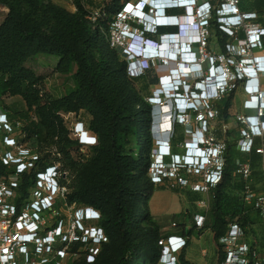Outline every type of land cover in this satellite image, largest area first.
<instances>
[{"label": "trees", "instance_id": "trees-1", "mask_svg": "<svg viewBox=\"0 0 264 264\" xmlns=\"http://www.w3.org/2000/svg\"><path fill=\"white\" fill-rule=\"evenodd\" d=\"M127 1L130 0L104 1L100 8L104 17L91 22L86 17L89 11L84 4L93 5L92 0H74L76 11L73 13L49 0H0V5L7 9L0 23V104L4 97L14 95L20 96L24 103V109L17 112L18 116L5 112L12 125L20 123L18 128L22 136L18 135L17 141L32 149H41L45 131L67 143L60 111H83L90 115L87 127L97 136L93 155L83 164L71 159L70 151H65L63 144L58 147V157H51L50 150L44 154L50 162L58 161L62 171L69 168L76 172L77 181L66 193V202L96 210L99 217L83 221V224L99 227L104 234V240L97 245L94 254L89 251L90 240L78 238L71 242L67 252L74 259L68 264H156L159 259L157 241L163 236L149 216L147 201L155 189L164 186L152 183L147 173L150 155L155 149L150 132L152 107L143 100L144 96H151L149 86L159 85L158 74L154 66H149L130 76L126 59L120 58L116 49L109 47L102 32H109L115 13ZM209 1L214 5V16L221 1ZM237 6L240 11L254 13L252 21L264 23V0H237ZM165 14L183 15L184 9L168 8ZM132 26L136 27V24L132 23ZM208 30L215 36L219 53L226 54L225 44L230 43L232 37L221 31L214 18L209 21ZM176 32V26L157 28L158 34ZM145 35L152 39L156 36ZM237 36L242 39L243 31L239 30ZM260 45L264 48V36L260 38ZM39 54L56 57V69L59 70H66L74 64L75 88L57 99L43 91L44 78L51 69L37 62ZM134 85H138L136 91ZM235 85L242 86L243 80L234 82L231 87ZM231 87L210 104L217 113L220 127L212 128V136L215 141L225 142L221 179L209 189L212 199L210 219L207 221L206 215L204 223L211 232L217 264L223 258L217 239L224 233L226 224L234 218L241 225L249 221L250 209L243 205L240 195L242 180L234 174L236 163L248 162L254 180L259 182L261 178L259 155L255 152L260 140L254 139L249 153H241L236 147L237 137L230 138L229 129L222 131V125L227 124L231 116L234 93ZM178 128L179 124L175 122L170 145L172 153L182 154L187 139ZM139 132L142 133L141 139H138ZM128 135L134 140L129 147L124 142ZM8 172L10 170L0 160V176ZM183 173L195 175L185 170ZM33 179L32 171L19 177L14 200L17 211L27 197ZM60 182L65 184L64 179ZM140 219L151 221L154 228L143 229ZM86 256L93 258L94 263L85 261ZM179 259L192 264L184 259L183 253ZM45 264H51V261Z\"/></svg>", "mask_w": 264, "mask_h": 264}, {"label": "built area", "instance_id": "built-area-1", "mask_svg": "<svg viewBox=\"0 0 264 264\" xmlns=\"http://www.w3.org/2000/svg\"><path fill=\"white\" fill-rule=\"evenodd\" d=\"M139 1L145 0L125 2L115 13V18L109 26L110 30L106 38L109 47L122 49L124 55L131 56L134 51V46H129L127 39L132 37L131 26L136 22L133 11L135 8L140 9L136 6ZM220 8L223 9L220 16L225 18L218 26L223 33L232 37L231 42L225 44L226 54L215 55L204 51L209 37V24L191 27L195 31V36L199 37L195 44L199 50L195 51V54L198 61L209 64L213 76L220 72L233 76L235 69L238 79L243 80L245 98L242 101V109L245 112L235 116L238 127L236 147L241 153H249L254 139L260 140L255 152L259 155V171L264 182V88L259 85V79L264 78V48L260 45L264 23L252 21L255 17L254 13L240 11L237 0H224L217 9ZM101 16L102 11L99 9L89 12L86 17L94 22ZM239 30L244 33L242 39L237 36ZM131 61L128 62L127 73L130 76L141 73L143 68L132 67ZM248 67L257 68L256 80L249 81L243 76ZM233 83L231 82L230 86ZM202 87L203 85H200L198 88L204 91ZM191 100L192 97L187 95L186 102ZM209 101L199 98L196 107L192 109L195 115L201 110L195 118L196 122L201 124L200 126L197 124L193 132H199L203 136L205 147L203 149L205 152L201 153L203 158L201 168L193 166L195 172L203 171L202 180L190 186L195 192H208L221 179L224 163L225 142L215 141L212 136V126L209 122L216 118L217 113L210 106ZM176 116L180 119L179 123L188 122L187 113L182 112ZM169 118L171 119L169 129L162 131H171V125L176 118L171 115ZM18 126H20L19 122L14 126L5 112L0 113V146L7 148L0 149V160L10 170L0 176V264H45L50 261L51 264H64L62 259L69 253L68 245L78 238L81 241L90 240L89 251L94 254L97 245L104 240V234L99 227L84 225L83 221L97 219L98 212L89 206L79 208L74 204H67L66 187L60 182L65 173L61 170L60 163L50 162L48 157L45 158L47 149H32L26 144L19 143L17 136L21 133ZM226 129H228L227 124H223L222 131L225 132ZM70 131L81 148H91L98 143L96 134L82 121L73 123ZM168 150L160 149L158 154L155 149L154 158L159 157V161L154 160L153 165L149 167L150 180L154 184H159L165 179H170L185 186L187 181L177 178L173 170L179 168L177 154L172 157L171 153L167 154ZM168 156L175 161H171L169 169L164 172V158ZM236 165L234 174L242 180L240 192L242 203L250 209V215L245 225H241L236 218L226 224L224 233L217 239L223 254L220 264H264V249L258 248L248 234L253 226V218L264 223V184L254 180L248 162H237ZM27 171L34 173L33 184L17 211L14 200L17 196L19 177ZM198 203L204 205L202 200ZM60 208L66 211L70 209V222H66L67 214ZM206 212L207 209H204L193 215L194 225L191 231L197 229L200 234L206 228L204 227ZM187 240L188 237L175 234L161 237L157 241L160 254L156 264H185L180 261L179 255L186 246ZM60 244H62L61 248L58 247Z\"/></svg>", "mask_w": 264, "mask_h": 264}, {"label": "rangeland", "instance_id": "rangeland-1", "mask_svg": "<svg viewBox=\"0 0 264 264\" xmlns=\"http://www.w3.org/2000/svg\"><path fill=\"white\" fill-rule=\"evenodd\" d=\"M54 4H57L67 11L73 13L76 11V8L74 6L73 1L74 0H49ZM93 5H89L87 3L84 4L85 9H87L89 12H94L99 10L102 7V4L106 0H92ZM132 2L135 0H131ZM7 13V9L0 5V23L4 19L5 15ZM195 13V12H194ZM104 17V16H102ZM135 23V22H134ZM110 30V29H109ZM131 30L136 31L135 26H131ZM104 32V40L106 41V38L108 36V32ZM137 32V31H136ZM209 41L206 42V45L204 47V51L206 53L220 55L219 49L216 46L215 42V36L213 32L209 31ZM158 40V37H157ZM196 52L199 50V48L196 47ZM118 55L120 58H125L128 62L133 60L132 56L130 55H124L122 53V49L118 48L116 49ZM250 55H248L249 58ZM37 62L45 67H48L51 69V71L45 76L44 82H43V91H45L47 94H49L52 98L57 99L65 94H67L69 91L73 90L76 86V81L74 78V71H75V65L70 64L66 70H59L56 69V63L57 58L54 56L39 54L36 56ZM207 63V62H204ZM218 63V62H217ZM171 66V65H169ZM158 65H154V69L156 73L158 74V81L159 77L161 76V72L158 71ZM168 67V65H167ZM166 67V68H167ZM171 68H173L171 66ZM164 69V68H163ZM159 83V82H158ZM159 85H151L149 86V91L152 94L155 92V89L158 88ZM234 90L233 98H232V106L230 108V117L227 121L228 131H230V138L235 139L238 136V130H237V123L235 121V116L237 114L244 113L245 111L241 108V102L243 98H245L243 94V87L235 85L234 87H231ZM138 89V85H134V90L136 91ZM143 95V94H142ZM141 96V95H139ZM148 105H149V97L144 96L143 99ZM212 101H209V104H211ZM151 108V106H150ZM162 108V107H161ZM21 109H24V103L20 96L14 95V96H7L4 97L2 100V103L0 104V113L6 112V113H16L21 111ZM198 112H201L198 111ZM192 113L188 112V122H182L178 123L179 128L178 132L183 133L185 139L189 140L191 137V134L193 131H195L197 124L200 126L199 123L196 122L195 118L197 116ZM31 113H33L31 111ZM168 116V115H167ZM59 117L61 119V123L64 126L66 130V139L67 143H64L61 141L57 135L55 134H47L45 131L43 132L44 141L42 142L41 149H47L50 150V156L51 157H58L59 149L58 147L65 146V151H70V158L76 161L77 164H83L87 160L91 158L93 155V147L92 148H81L74 140V137L71 134L70 127L75 123L76 121H82L84 125L88 126V121L90 120V115L84 113L83 111H79L78 113L73 112H62L60 111ZM162 117V116H161ZM169 117V116H168ZM170 119V118H169ZM161 120V118H160ZM160 120H157V122H160ZM180 121V119H178ZM156 122V121H154ZM159 124V123H158ZM209 124L212 126V128H220L217 118H214L209 122ZM171 131L173 130V123L171 125ZM161 129V128H160ZM171 131H169L168 135H170ZM150 132L152 134L153 138V148L155 149L157 147L156 143L159 141L157 139V133L155 127H150ZM200 133L198 132L197 135ZM142 138V133H138V139ZM46 139V140H45ZM124 142L127 145V147L130 146V143L133 144L134 140H132V136L128 135L124 138ZM139 142V141H138ZM0 149H7L3 145L0 146ZM170 152L172 153V146L170 145L169 148ZM175 154V153H174ZM159 161L158 158H154V154L150 155V162L148 165V175H149V167H151L153 164V161ZM171 161H175L174 158H164V162L166 163V168L169 169V165ZM177 161V160H176ZM172 169V168H171ZM170 169V170H171ZM175 172V176L182 179H187V184L185 186L180 185L176 181L165 179L161 182V184L164 186V188H161L159 191V194H157L156 197H160L161 201L160 203L166 202L165 204L169 206V212L164 217V220L159 218L157 220L155 212L152 211V208L148 207V213L151 217L153 223L158 227V231L161 232L162 228H168L171 225V222L174 221L177 224L184 223L187 227L190 225V222L192 220V216L194 213L201 212V210L207 209V221L210 219V208L212 205V199H211V193L208 192H195L191 190V184L198 183L202 180L203 177V171L195 172L193 167L188 166H180L177 169H173ZM183 170L186 171V173H194L187 175L183 173ZM204 170V169H202ZM64 182L67 193H69L72 190V185L75 184L76 180V172L69 169L64 168ZM173 178V177H172ZM259 182L261 184H264L262 182V179H259ZM69 185L70 188L68 187ZM164 197V198H162ZM153 196V201H154ZM168 200V202H167ZM204 201V205H201L198 203V201ZM150 199L147 201V206L149 205ZM158 203V205H161ZM65 214H67L66 222L71 221V216L69 215L70 209L66 211V209L60 208ZM162 225L158 224L162 222ZM253 226L251 227V232H248L249 237L251 238V241L260 249H264V223L260 222L259 220L253 218ZM140 225L143 227V229H153V225L151 221H145L143 219H140ZM161 234V233H160ZM204 252V253H203ZM185 256L189 258L190 260L196 262L197 264H217L216 256H215V248L211 239V232L209 229L204 228L200 234H198L197 229H192L191 231V237L190 242L187 245ZM85 261L88 263H94L93 258L90 256L84 257ZM74 259V256H70V254H66V256L62 259L64 264L70 263Z\"/></svg>", "mask_w": 264, "mask_h": 264}, {"label": "clouds", "instance_id": "clouds-1", "mask_svg": "<svg viewBox=\"0 0 264 264\" xmlns=\"http://www.w3.org/2000/svg\"><path fill=\"white\" fill-rule=\"evenodd\" d=\"M221 2L224 0H220ZM173 0H145L144 2L139 1L136 3L137 7L135 9H139V11L145 16V18H141L138 15H135L136 18V31L131 30L132 37H129L127 39L128 45L135 46L134 51L131 53V56L133 60L131 61V66H136L137 68H143L146 69L149 66H154L155 64L158 65L159 68L166 69V72L164 73V76L159 77V86L155 89V92L149 96V104L151 105V117H152V127H155L157 135V139L159 140L155 148L157 150V153L159 154L160 149H162L163 145H166V149L170 148V135H168L169 131H162L159 129V122L157 120L160 119L161 116L165 115H171L176 120L173 122L179 123V117H177V114H180L182 112L188 113L192 112V109L196 107L199 98H205L209 99L210 101L218 99L221 97L228 89L231 87V82H237L239 79L236 76V70L234 69L233 76H229L227 74H222L221 72L217 74L216 76H213L211 74V69L208 63H203L198 61V58L195 54V51L193 49V46H195L196 42L198 41L199 37H195L192 40L190 38H187V51L182 52L180 48V52H176L172 59H162L159 57H150L148 56L150 52L144 51L146 47H150L152 51H155V45L159 42L162 43L163 39L166 37L173 38L176 35L184 36V30L181 29V26L177 23L174 24H165V23H156L153 22L154 18H156L157 14L165 18H170L172 16H167L165 14V10L172 7H178V8H185L186 5H179L175 4ZM190 3V7H193L195 10V15L192 17V11L191 14H185V18H188V21H191L190 29L192 30V26H206L209 24V21L211 19H215L217 24L221 23L222 19L225 18L224 16H220L221 11H223L222 8L217 9L216 8L214 16V5L210 3L209 0H192ZM224 4V2H223ZM205 6V7H203ZM185 11V9H184ZM158 16V17H159ZM145 19V20H144ZM149 19V21H148ZM192 19V20H190ZM151 28H148L146 23ZM134 23V22H133ZM224 23V21L222 22ZM185 25V24H184ZM161 26H176L177 32L176 33H163L158 34L157 28ZM185 29V28H184ZM186 30V29H185ZM139 33V34H137ZM151 34L156 35L155 39L149 38L145 34ZM261 36H264V33L261 34ZM158 37V40H157ZM178 40L169 39V42L172 43L176 42ZM158 44L157 48L159 47ZM180 45V44H179ZM172 49V47H171ZM174 49V48H173ZM141 50H143V54L141 53ZM190 55L191 60H186L182 56ZM167 65H171L173 68H166ZM185 66V68H184ZM157 67V68H158ZM249 70L252 72H255V74H248L247 71L243 73V76L245 78H248L250 80H256L258 75V70L256 67L250 68ZM159 71V70H158ZM162 78H167V82L165 84L162 83ZM181 80L183 83L181 84ZM205 84V90L201 91L198 87L200 85ZM217 94L219 96H217ZM187 95H190L192 97L191 102H186ZM197 96V97H195ZM167 105L168 111H166L164 114L161 111V107ZM156 121V122H154ZM198 132H193L191 134V137L189 140L185 141L183 144V153L177 154V157H182V159H178L180 166H189L193 167L197 166L201 168L202 165V159L201 153L202 151L205 152V147L203 144V136L201 134L197 135ZM188 143L189 146H185V143ZM199 152V153H197ZM203 152V153H204ZM170 150H168V155H170ZM172 157H175L174 153H171ZM170 158V156H168ZM193 158V160H191ZM202 160V161H201ZM193 161V164H190L189 162ZM163 170L164 172L167 171L166 163L164 162Z\"/></svg>", "mask_w": 264, "mask_h": 264}, {"label": "bare ground", "instance_id": "bare-ground-1", "mask_svg": "<svg viewBox=\"0 0 264 264\" xmlns=\"http://www.w3.org/2000/svg\"><path fill=\"white\" fill-rule=\"evenodd\" d=\"M189 2H192V0H185V1H183V2H179L178 4H185V5H190V3ZM175 4H177V3H175ZM191 8V11H192V17H194V15H195V10H194V8L193 7H190ZM133 13L134 14H136V15H138V16H140L141 18H145V16L142 14V13H140V12H134L133 11ZM158 18V16H156V18H154V20H153V22H156V23H158L159 22V20L157 19ZM155 19H157V20H155ZM145 20V19H144ZM190 20H192V19H190ZM148 21H149V19H148ZM186 22H189V23H191V21H188V18L187 19H185V24H186ZM160 23V22H159ZM148 24H150V22L148 23H146V25H147V27L148 28H151V26H149ZM180 26H181V29L182 30H184V27H185V25L184 24H179ZM187 25H189V24H187ZM189 27V26H188ZM188 28H186V30H187ZM186 32V31H185ZM185 32H184V34H185ZM193 32V33H192ZM190 33H192V35H189L188 36V38H190L191 40L193 39V38H195L196 36H195V31L194 30H191L190 29ZM187 34V33H186ZM187 36V35H186ZM169 39H173V38H169ZM169 39H166V40H164L163 39V41H162V43L160 42V43H158V44H161L162 46L160 47V48H157V46H158V44H156L155 45V51H152V52H150L149 53V55L148 56H150V57H159V58H162V59H172V57H173V55L176 53V52H180V48H181V51L182 52H185V51H187V43H185L184 41H183V36H177V37H174V40H178V41H176V42H172L171 44L170 43H167V41L169 40ZM169 44V45H168ZM180 44V45H179ZM166 45V46H165ZM168 45V46H167ZM170 46H172V51L171 52H169V50H168V48H171ZM174 48V49H173ZM152 50V49H151ZM175 51V52H174ZM141 53L143 54V52L141 51ZM184 59H186V60H191L190 59V55H183L182 56ZM169 67V66H168ZM167 67V68H168ZM171 67V66H170ZM169 67V68H170ZM158 70L161 72V75L162 76H164V73L163 72H166L165 70L166 69H163L162 67L161 68H159L158 67ZM247 73L248 74H255V72H252L251 70H247ZM167 82V78H162V83L163 84H165ZM202 88H204V90H205V84H203V87ZM168 106L167 105H164V106H162V108H161V111L163 112V114L166 112V111H168ZM161 118V120H160V122H159V129L160 130H168L169 129V127H170V124H171V119H169V117L167 116V115H163L162 117H160ZM197 153H199V152H197ZM159 158V157H158ZM178 159L180 160V159H182V157H178Z\"/></svg>", "mask_w": 264, "mask_h": 264}, {"label": "crops", "instance_id": "crops-1", "mask_svg": "<svg viewBox=\"0 0 264 264\" xmlns=\"http://www.w3.org/2000/svg\"><path fill=\"white\" fill-rule=\"evenodd\" d=\"M203 7H205V6H203ZM190 8V7H189ZM134 12H140L139 11V9H134ZM141 13V12H140ZM157 16H159L158 14H157ZM158 20H159V17L157 18ZM157 19H155V20H157ZM187 24H190L189 22H186V24H185V29L186 28H188L187 30H185L184 29V32H185V35L183 36V41L185 42V43H187V38H188V36L189 35H192V33H190V25H187ZM189 26V27H188ZM187 33V34H186ZM187 35V36H186ZM167 42H169V40L167 41ZM160 43V42H159ZM169 45V44H168ZM167 45V46H168ZM162 45H159V47L158 48H160ZM166 46V45H165ZM135 47V46H134ZM170 47H172V46H170ZM135 49H137V47H135ZM168 50H169V52H171L172 51V49L171 48H168ZM142 52H143V50H141ZM144 51H146V52H152V50H151V48L150 47H146L145 49H144ZM175 52V51H174ZM247 70H249V68H247ZM164 79V78H163ZM259 85L261 86V88H264V78H260L259 79ZM244 94V93H243ZM245 97V96H244ZM244 99V98H243ZM243 101V100H242ZM241 108H242V102H241ZM162 149H166V145H163L162 146ZM160 189H155L154 191H153V193H152V195H151V197H150V201H149V205H148V207H150V208H152V211H154L155 213L154 214H156V217H157V220L159 219V218H161L162 220H164V217H165V215L167 214V212H169V206L168 205H166L165 203L166 202H163V203H160V197H156L157 196V194H159V191ZM153 196L155 197L154 198V201H153ZM162 198H164V197H162ZM167 202H168V200H167ZM158 203H160L161 205H158ZM198 213V212H197ZM195 214V213H194ZM164 221H162V222H160V223H158V224H160V225H162V223H163ZM175 224L174 226L172 225V224ZM194 224H193V216H192V220H191V222H190V225H188V227L184 224V223H182V224H177V223H175L174 221H172L171 222V225L166 229V228H162V231L160 232L161 233V235L163 236V237H165V236H167V235H169V234H175V235H179V236H182V237H188V240H187V243H186V246L182 249V251H181V253L180 254H184V259L185 260H187L188 262H190V263H192V264H197L196 262H194V261H192V260H190L189 258H187L186 256H185V251H186V248H187V245L189 244V242H190V237H191V228H192V226H193ZM182 262V261H181ZM182 263H184V262H182Z\"/></svg>", "mask_w": 264, "mask_h": 264}, {"label": "water", "instance_id": "water-1", "mask_svg": "<svg viewBox=\"0 0 264 264\" xmlns=\"http://www.w3.org/2000/svg\"><path fill=\"white\" fill-rule=\"evenodd\" d=\"M174 2H176L177 4L179 2H183L185 0H173ZM179 5H183V3L179 4ZM190 6L189 5H186V7L184 8L185 11H184V14L183 15H175V16H172L170 18H165V17H162L161 15L159 16V22L160 23H165V24H174V23H177V24H185V14H191V8H189ZM179 35H176L175 37H177ZM174 38V37H173ZM166 39H169V37H166L164 40Z\"/></svg>", "mask_w": 264, "mask_h": 264}]
</instances>
